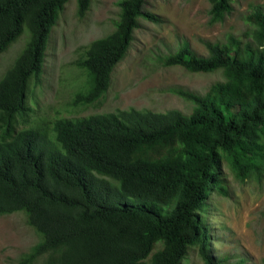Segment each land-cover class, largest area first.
Wrapping results in <instances>:
<instances>
[{"label":"trees","instance_id":"trees-1","mask_svg":"<svg viewBox=\"0 0 264 264\" xmlns=\"http://www.w3.org/2000/svg\"><path fill=\"white\" fill-rule=\"evenodd\" d=\"M69 1L0 0V55L28 31L0 80V216L25 213L41 237L19 264L41 257L45 264H181L196 246L204 264H226L223 255L211 256L198 211L211 192H224L220 166L229 158L241 170L240 158L250 155L241 171L264 170L263 9L247 15L244 37L200 38L202 55L179 38L153 60L191 73H223L203 94L171 89L193 105L189 116L130 108L17 132L29 84L40 83L48 38ZM92 1L76 0L79 18ZM146 1L120 0L114 30L84 48L75 66L89 86L74 106L103 103L141 19L163 23L145 10ZM208 2L211 26L234 10L235 0Z\"/></svg>","mask_w":264,"mask_h":264},{"label":"rangeland","instance_id":"rangeland-1","mask_svg":"<svg viewBox=\"0 0 264 264\" xmlns=\"http://www.w3.org/2000/svg\"><path fill=\"white\" fill-rule=\"evenodd\" d=\"M119 1L93 0L83 18L78 17L76 0L66 4L47 41L40 83L29 84L26 111L17 118V132L29 127L43 132L59 119H82L130 108L178 110L189 116L193 105L171 89L203 94L224 80L223 73H191L176 66L163 67L153 60L175 47L179 38L186 39L191 49L202 55L205 49L200 38L215 41L228 34L244 37L249 27L245 23L247 15L257 7L264 11V0H235L234 10L225 22L211 26L208 0H147L145 10L160 16L163 23L141 19V27L134 34L127 57L115 69L103 103L74 106L76 94L89 86L87 75L75 62L89 43L114 30ZM25 34L27 29L0 55V80L24 48L28 40ZM254 150L252 144L248 153ZM224 156L221 152L220 158ZM250 158H240L241 170L247 171L244 161ZM228 161L220 166L224 192H211L198 211L210 236L209 252L213 258L226 257V264H264V170L245 173L234 167L233 159ZM40 238L29 226L25 213L0 216V264H19ZM32 264H45V257ZM181 264H204L197 246Z\"/></svg>","mask_w":264,"mask_h":264}]
</instances>
